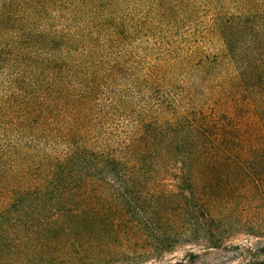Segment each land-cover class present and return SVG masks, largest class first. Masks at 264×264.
Masks as SVG:
<instances>
[{"label": "trees", "instance_id": "16d2710c", "mask_svg": "<svg viewBox=\"0 0 264 264\" xmlns=\"http://www.w3.org/2000/svg\"><path fill=\"white\" fill-rule=\"evenodd\" d=\"M137 1L0 0V264L119 260L84 243L106 248L105 233L134 229L141 215L158 245L220 246L218 170L264 155V0H161L171 27L212 13L210 31L246 93L204 101L194 86L174 92L176 72L138 55L151 21ZM158 85L167 95L153 116L137 101ZM161 169L175 172V188L148 177ZM249 178L264 187V177Z\"/></svg>", "mask_w": 264, "mask_h": 264}, {"label": "rangeland", "instance_id": "374dc122", "mask_svg": "<svg viewBox=\"0 0 264 264\" xmlns=\"http://www.w3.org/2000/svg\"><path fill=\"white\" fill-rule=\"evenodd\" d=\"M136 8L139 18L146 17L151 21V27L142 32L137 42V53L144 61L160 62L159 64L167 70L163 73L176 72L178 80L174 83V87H177L173 88L174 92H180L181 87L194 86L187 89L194 90L196 96L203 98V101L208 96L220 92L230 95L240 92L239 85L232 80L234 68L227 56L224 42L210 31V24H213L209 21L213 18L212 13L197 14L185 21L182 19L176 27H171L162 23L160 13L162 14L164 9L161 0H138ZM219 78L223 79L218 81ZM163 86L165 85L155 86L157 88L150 91L147 98H139V110L154 109V116L156 106L163 102L167 95L163 91L165 89L161 88ZM239 94L242 97L246 95L243 91ZM120 118L113 122L119 135L128 130ZM252 152L245 160L242 156H236L235 164L231 168L218 170L221 196L218 205L220 219L217 223L221 230L217 234L216 242L220 243L219 247L208 248L201 239L182 241L174 248H169L168 244L158 245L154 239L153 221L150 217L147 220L141 215L138 221L133 222L134 229L132 223H124V226L119 225L113 231L110 229L109 233H105L106 248H101L104 245L100 243L101 240L94 243L85 241L84 248L92 253H107L105 258L118 253L120 261L117 259L102 264H176L183 258H188L191 253L198 254V264L263 263L264 187L254 183L249 176L264 177V155L259 151ZM157 171L149 173L148 177L153 178L156 175L157 184L161 188H175V179L171 175L175 172L165 169ZM244 178L249 179L247 186L243 183ZM226 187L230 188L231 192L225 191ZM150 190L146 189L147 193ZM111 197L109 194L108 202H112ZM155 197L156 192L152 198ZM93 202L96 203V199ZM111 219L109 217V221ZM130 228L133 231L129 230ZM142 231L148 236L142 237ZM114 256L109 260L116 258V255Z\"/></svg>", "mask_w": 264, "mask_h": 264}]
</instances>
